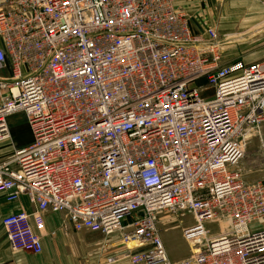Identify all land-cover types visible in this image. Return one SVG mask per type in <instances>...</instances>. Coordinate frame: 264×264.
Here are the masks:
<instances>
[{
    "label": "built area",
    "instance_id": "1",
    "mask_svg": "<svg viewBox=\"0 0 264 264\" xmlns=\"http://www.w3.org/2000/svg\"><path fill=\"white\" fill-rule=\"evenodd\" d=\"M178 1L0 0V195L35 208L2 219L12 251L42 255L31 220L52 212L65 235L119 234L131 264H264V179L238 169L264 124V62L224 64L230 39L193 30ZM163 212L194 216L187 239L219 233L173 263Z\"/></svg>",
    "mask_w": 264,
    "mask_h": 264
},
{
    "label": "crops",
    "instance_id": "2",
    "mask_svg": "<svg viewBox=\"0 0 264 264\" xmlns=\"http://www.w3.org/2000/svg\"><path fill=\"white\" fill-rule=\"evenodd\" d=\"M240 2L239 5L248 10V13L240 18L242 19V25L249 32H252L264 23V8L261 6L260 0H240ZM175 6L185 13L190 23H192L193 30L199 32L207 28L216 30L218 21L221 22L223 27L228 28L233 24L236 17L230 15V10L226 5L219 18V14H216L219 0H180L176 2ZM234 36L227 37L234 39ZM220 37L225 39V36ZM2 47L3 43L0 40V49ZM227 63L231 62L226 61L224 57V64ZM0 77L9 80L11 73L10 71H2ZM27 132L29 133L28 130ZM29 135L31 137L30 133ZM22 138L18 139L16 144L13 142L16 148H25L32 141V137L28 143L24 142L25 140ZM13 150L14 148L9 143L0 145V161L11 154ZM33 209L28 198H23L18 203L9 204L4 196L0 195V264H131L128 251H126L119 234L105 237L91 232H70L65 235L62 232L63 215L52 212L44 214L41 220H36V218L31 220L35 233L43 239L42 255L12 251L8 240L5 238L1 221L12 213L20 211L32 213ZM40 222L43 227H40ZM128 223L126 222V224ZM53 232L57 233L56 238L50 236ZM167 251L169 259L173 263L184 261L192 254L187 244L181 252Z\"/></svg>",
    "mask_w": 264,
    "mask_h": 264
},
{
    "label": "rangeland",
    "instance_id": "3",
    "mask_svg": "<svg viewBox=\"0 0 264 264\" xmlns=\"http://www.w3.org/2000/svg\"><path fill=\"white\" fill-rule=\"evenodd\" d=\"M239 3H241L240 0H219V6L216 13L217 15L219 14V18L221 16L220 13L226 5L230 10V15L232 17H237V19L235 17V21H233V24L228 28L223 27L220 21H218V26L216 27V32H218L220 36L230 37L235 35L234 39H230L229 46L223 51L225 53V60L228 62L242 60L248 64L250 62L262 63L264 62V23L257 27V29L249 32V30L244 28L242 25V19H240L248 13V10L239 5ZM27 130V123L23 117L19 115L11 117L10 133L14 144H16V141L22 137L26 143L31 141V137ZM247 132L251 133L246 135L243 140V157L245 158L239 164L238 169L245 174L246 182L253 183L254 181L264 179V157L262 155V146L264 145V124L256 127L251 126V128L247 129ZM33 210H35V208ZM158 220V229L167 250H173L175 253L181 252L187 244L192 253L194 249H192L189 242L190 237L187 239L184 236L183 229L196 224L194 216L186 212L178 214L163 212V214L158 216ZM226 228L227 225L221 226V230ZM199 230L201 231L198 232V230H195L196 233L191 237L197 236L200 243H202L210 236L207 232L218 234L219 226L217 223H205L204 228Z\"/></svg>",
    "mask_w": 264,
    "mask_h": 264
},
{
    "label": "bare ground",
    "instance_id": "4",
    "mask_svg": "<svg viewBox=\"0 0 264 264\" xmlns=\"http://www.w3.org/2000/svg\"><path fill=\"white\" fill-rule=\"evenodd\" d=\"M204 238H205V236H204ZM189 242H190L192 248H194L195 245L200 243L199 238L197 236H193V237L190 236V241ZM134 246L135 245L131 246V248H134Z\"/></svg>",
    "mask_w": 264,
    "mask_h": 264
}]
</instances>
